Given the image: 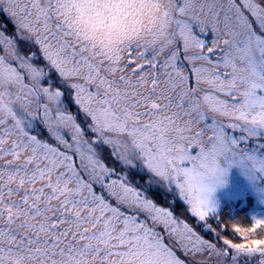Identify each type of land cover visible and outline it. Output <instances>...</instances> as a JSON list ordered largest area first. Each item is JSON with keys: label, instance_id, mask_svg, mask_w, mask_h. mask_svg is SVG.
I'll list each match as a JSON object with an SVG mask.
<instances>
[{"label": "snow or ice", "instance_id": "1", "mask_svg": "<svg viewBox=\"0 0 264 264\" xmlns=\"http://www.w3.org/2000/svg\"><path fill=\"white\" fill-rule=\"evenodd\" d=\"M0 14V264H264V0Z\"/></svg>", "mask_w": 264, "mask_h": 264}, {"label": "trees", "instance_id": "2", "mask_svg": "<svg viewBox=\"0 0 264 264\" xmlns=\"http://www.w3.org/2000/svg\"><path fill=\"white\" fill-rule=\"evenodd\" d=\"M229 212H231L233 218L231 220H227V221L235 222V223H240L241 222L242 225H243L242 220L245 219V220L249 221L248 214H249V216H250V214H252L251 209L246 208V207H242L240 205H236V206H233L231 209H225V219H227ZM230 222H228V223L230 224ZM228 236L230 238H232L234 240V242H237V243H240V242L249 243V242H251V239L253 238L252 235H249L247 241H242L240 239L239 235L231 233V232L228 233ZM256 238H261V237L259 236V234H256Z\"/></svg>", "mask_w": 264, "mask_h": 264}, {"label": "rangeland", "instance_id": "3", "mask_svg": "<svg viewBox=\"0 0 264 264\" xmlns=\"http://www.w3.org/2000/svg\"><path fill=\"white\" fill-rule=\"evenodd\" d=\"M151 17H152V10L151 9H145L143 16L139 20L140 25H142L144 28L152 27V19H151ZM0 23L7 24L9 31H12V25L10 23H8V21L6 20V18H4V16L2 14H0ZM130 178H132L134 180L138 179V178L133 177V176H130ZM161 203H163V201H161ZM257 211H259V209H257ZM251 215L252 214H250V216ZM250 216L248 214V217H249L248 219H249L250 222L245 220V219L242 220L243 225H242L241 222L240 223H235V222H230V221H227V222H230L231 225H239V226H242V227H245V226L248 227V226H250L252 224V220L250 219ZM196 259H199V257H196Z\"/></svg>", "mask_w": 264, "mask_h": 264}]
</instances>
